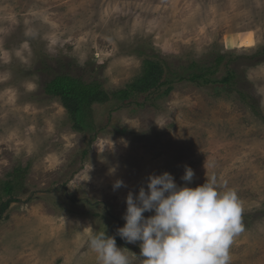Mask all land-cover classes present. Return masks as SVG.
Masks as SVG:
<instances>
[{
	"label": "rangeland",
	"instance_id": "rangeland-1",
	"mask_svg": "<svg viewBox=\"0 0 264 264\" xmlns=\"http://www.w3.org/2000/svg\"><path fill=\"white\" fill-rule=\"evenodd\" d=\"M217 54L230 61L216 82L179 79ZM161 61L172 89L94 101L96 133L44 91L60 72L114 91ZM231 68L241 93L220 82ZM185 166L190 187L214 175L238 195L245 230L231 264H264V0H0V187L27 171L0 218V264H97L88 233L115 236L127 193L165 171L184 185ZM116 243L141 264L139 242Z\"/></svg>",
	"mask_w": 264,
	"mask_h": 264
},
{
	"label": "clouds",
	"instance_id": "clouds-1",
	"mask_svg": "<svg viewBox=\"0 0 264 264\" xmlns=\"http://www.w3.org/2000/svg\"><path fill=\"white\" fill-rule=\"evenodd\" d=\"M195 172L185 166L177 185L165 171L150 174L134 195L125 196L126 210L115 236L106 230L89 232L86 243L96 255L97 264H132L116 236L127 244H137L141 264H231L230 249L242 233L243 208L227 181L212 175L203 184L190 187ZM126 187L123 180L113 183V190ZM152 213L145 216L144 213ZM128 250V249H127Z\"/></svg>",
	"mask_w": 264,
	"mask_h": 264
},
{
	"label": "trees",
	"instance_id": "trees-1",
	"mask_svg": "<svg viewBox=\"0 0 264 264\" xmlns=\"http://www.w3.org/2000/svg\"><path fill=\"white\" fill-rule=\"evenodd\" d=\"M254 56H248L251 60ZM230 56L226 54H217L213 59L206 63L198 61H191L187 67L184 68L180 80H188L198 84H209L216 82L214 76L220 71L224 62ZM246 58V59H247ZM157 67V71H156ZM165 74V76H163ZM175 73L169 68V65L162 61L159 65L156 64L154 72L150 71L147 76H138L134 78L124 87L114 90L106 91L103 84L98 79L85 80L82 75H72L69 72H60L49 79L44 87L46 94L50 96L59 97L63 106L68 112L70 120L73 125L83 131L96 133V126L94 124V109L92 103L94 101H104L111 97L117 103L131 102V100L138 94V92L153 93L155 88L159 89L165 87L163 94H167L174 86ZM221 83L236 85V90L240 93L242 88H239L238 79L233 68L228 69L226 76L221 80ZM243 93V92H242ZM159 95V94H158ZM148 97V95H147ZM250 103V102H249ZM253 103H250L252 109H255ZM95 138H91V141ZM91 141H89L91 143ZM86 153V150L83 151ZM27 171L25 168L15 167L11 172V179L3 182L0 187L1 195H7L5 201L0 204V218L2 213L9 207V205L16 201V194L24 190V180Z\"/></svg>",
	"mask_w": 264,
	"mask_h": 264
}]
</instances>
